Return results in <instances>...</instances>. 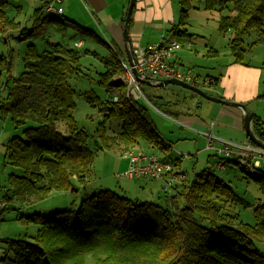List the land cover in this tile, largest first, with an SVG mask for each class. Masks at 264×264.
Listing matches in <instances>:
<instances>
[{"label":"trees","instance_id":"1","mask_svg":"<svg viewBox=\"0 0 264 264\" xmlns=\"http://www.w3.org/2000/svg\"><path fill=\"white\" fill-rule=\"evenodd\" d=\"M193 2H202L205 10L220 13L218 30L231 32L229 49L234 62L244 60L245 37L250 31L256 33L252 44L264 45V0H179V19L170 29L173 39L188 35L182 25ZM7 4V0H0L2 35L19 27L6 15ZM230 5L233 13L223 15ZM130 23L131 18L129 26ZM34 24L54 25L60 30L75 25L64 17L44 16L41 8L34 10ZM75 28L82 37L93 35L90 30ZM49 47L38 52L33 44L27 46L23 71L8 86L5 104L0 107L12 126L22 132L11 136L5 145L7 163L22 170L20 176L7 175V185L14 193L4 195L6 203L15 197L27 204L53 191H67L72 177L84 184L96 156L88 148V136L75 123V91L68 82L82 54L61 43H51ZM205 54L216 56L218 51L210 48ZM103 61L106 71L100 84L108 93L116 89L119 98L101 101L94 94L85 97L102 114L96 131L102 148L124 152L143 142L165 153L168 148L149 118L148 109L138 99L127 96L121 81H111L124 73L119 57L112 54ZM11 67L8 57H0V74L9 75ZM160 99L164 98H157L158 103ZM112 117L122 120V130L108 136L106 124ZM263 125L260 119H253L254 133L262 140ZM248 141L251 142L249 138ZM227 162L239 165L237 160ZM253 175L263 195L254 209L253 225L238 218L236 208L246 205L245 200L214 169L207 168L166 197V206L140 203L103 190L83 199L77 209L56 212L54 218L36 213L23 217L27 223L39 225V229L31 241L5 240L0 264H264V255L254 248V241H264V172L259 168Z\"/></svg>","mask_w":264,"mask_h":264},{"label":"rangeland","instance_id":"2","mask_svg":"<svg viewBox=\"0 0 264 264\" xmlns=\"http://www.w3.org/2000/svg\"><path fill=\"white\" fill-rule=\"evenodd\" d=\"M6 15L13 19L15 23H19L17 30L9 33L8 35L0 34V57L5 56L11 60V75L6 76L5 73L0 74V105L5 103V99L8 95V88H5L4 84L8 80V86L14 79H17L19 74L23 71V55L29 44H33L38 52L49 50V44L61 43L67 48H73L81 52L79 64L76 69L69 75V85L74 89L75 94L73 96L75 101V108L73 110V117L78 129L84 131L88 136L87 145L88 148L96 152L95 159L92 167L86 176L84 184L80 183L76 178L70 179L71 189L61 192H51L47 197L31 202L21 203L15 197L9 202L5 208H0V257L5 255V240L10 239H27L31 241L36 235L39 225L34 223H27L23 217L40 214L44 218H54L56 212L62 211L67 208L79 207L80 202L86 197L97 194L103 190H110L115 192L119 196H126L132 200H136L140 203L149 201L155 204L166 206L165 196L168 194L160 193V196L153 198L148 192L143 193L136 188H133L131 192H122L119 186L125 188V184L128 183L126 177L115 176L118 173L117 162L118 158L123 154L118 148L104 149L102 148L97 136V128L102 120V114L99 113L98 107H92L85 99L87 95L94 94L101 101L110 99L115 93V90H111L109 93L106 91L105 86L100 84L103 73L106 71V65L104 64V58L110 57L111 53L108 49L96 38L91 36H80L76 32L78 31L76 25H68L65 30L57 29L54 25L37 26L34 24L33 12L35 10L34 3L42 2L41 0H7ZM172 7L175 10L176 21L177 14H179L180 5L179 0H173ZM229 9L222 12L223 15L233 13ZM177 10V11H176ZM204 5L202 2H193V8L189 12L185 19V24L182 25L187 31L188 35L176 38L182 44L181 49L176 53L181 57L182 66L190 71L193 76H197L200 81H203L206 76H213L219 74V69H222L230 60H233L229 49V42L231 39V32L220 33L218 30V20L215 16H219V12H210V15H205ZM209 12V11H208ZM212 14V15H211ZM213 14H216L215 16ZM68 17V16H66ZM69 18V17H68ZM80 25L81 23L78 22ZM171 22L166 29V37L163 40L170 39L172 33L170 29L176 24ZM82 26L79 27L81 29ZM88 29H91L87 27ZM98 33V32H97ZM150 34L146 32L143 42H145L147 36ZM102 38V34L100 33ZM256 39V33L250 31L245 37L244 47L246 49L245 58L248 60V56H260L264 55V46L258 44H252ZM81 41L82 46H76V43ZM213 48L218 51L216 56H203L205 52ZM262 50V51H259ZM126 61V60H125ZM127 62V61H126ZM121 76H115V79ZM141 88L147 96V99L140 98L139 102L148 109L149 118L156 125L158 130H166L170 128H177L179 126L173 122L186 121V115L175 116L176 114H169V110L160 106L157 102V98L163 97L165 100H178L179 105L171 106L173 111L178 109L183 113L192 112L198 113L199 108L196 107V100L199 102L207 103L208 101L196 95L191 90L185 89L179 85L168 84L165 86H154L141 84ZM201 88L205 92L215 93L210 90L209 87L201 85ZM209 94V93H208ZM189 96H194L192 100ZM179 98V99H178ZM257 103H259L257 101ZM156 104L159 108L155 107ZM261 107L251 105L258 111L264 109V101H261ZM157 110L166 116L162 117ZM192 116V115H191ZM180 117V118H179ZM264 118V115H263ZM175 120V121H173ZM8 126L11 128L12 136L22 135L21 128L15 129L10 125L9 117L6 118ZM184 123V122H182ZM123 122L119 117H112L106 124V133L108 136H113L122 130ZM182 127V126H181ZM185 129V127H182ZM60 130L64 135L67 131L63 125L60 126ZM171 130V129H170ZM175 134H167L163 137L172 147L167 154L161 151L154 150L156 155L163 161H180L179 167L182 172L188 175V181H191L194 176L200 171L212 168L215 173L220 176L233 191L243 198L246 205L238 206L236 208L238 218L247 224L253 225L255 223L254 209L259 205L263 199V195L258 190L255 182L254 175L251 176L247 172L242 170L240 165L229 162L227 169L218 170L215 168L214 161H220V157L215 155L214 149L207 148L206 143L203 145L202 150L195 152L194 150H187L193 147L195 136L187 137L186 140L176 141V138H172ZM141 146L147 152V147L143 142ZM179 146V148H178ZM141 149V148H140ZM122 150V149H121ZM142 150V149H141ZM138 147H136V153H140ZM6 151V149H5ZM189 155V156H188ZM121 159V158H120ZM234 160L233 157L228 158ZM264 172V160L261 162V168ZM2 174H0V194L13 196L14 189L7 185L6 177L9 173H15L16 175H22V170L11 166L5 160L2 165ZM137 186V180L132 181ZM145 183V181H143ZM149 188L151 186L158 187L157 182L147 181ZM145 187V185H143ZM169 193H172L168 191ZM147 196L151 198H147ZM149 199V200H146ZM254 248L264 255V241H254Z\"/></svg>","mask_w":264,"mask_h":264},{"label":"crops","instance_id":"3","mask_svg":"<svg viewBox=\"0 0 264 264\" xmlns=\"http://www.w3.org/2000/svg\"><path fill=\"white\" fill-rule=\"evenodd\" d=\"M129 2L130 0H62L61 6L63 7V14L60 17H64L67 20H70L76 25L78 29L80 26H82V29L92 31L93 35L91 37L99 40L108 49L111 55L116 54L119 57L120 63L126 61V63H128L127 48L125 46L123 36V25ZM172 2L173 0H135V4L131 14V23L130 26H128L133 54L136 55L140 48H143L148 44L160 43L162 39H165L166 29L169 26L171 27L170 23L174 22L177 24L179 14L176 13L178 16L176 21L175 10L171 5ZM34 6L35 10L40 8L42 9L43 3L35 2ZM210 12L216 13V11L208 12V10L204 13L205 15H210ZM42 13L44 16L48 15L43 11ZM216 14L213 15L215 16ZM66 16H68L69 18ZM215 17L217 20H219L220 15ZM78 22H80L81 25ZM87 27L91 29H88ZM146 32L150 35L147 36L145 42H143ZM100 33L102 34V38L100 37ZM172 39L173 37L167 40H163L162 42ZM203 56H206V54H204ZM177 59L181 63V57L177 56ZM10 75L11 73L9 75L6 74L7 78L8 76L10 77ZM7 82L4 84V86H6L5 88H8ZM200 83L201 85H205L209 87L210 90L215 92H208L212 96L245 104L247 109L253 114V119L258 118L264 122V109L258 111L254 107H250L251 105L255 104L257 107H261L262 105L259 103L261 101H264V55H260L259 57L248 56V60H246V58L244 57V60L242 62H234L233 60H230L226 65H224L222 69H219V74L216 75V77L210 75L206 76L203 81H200ZM189 97L192 100L194 99V96ZM207 101V103H203L196 100L195 105L199 108L198 113H200L198 115L197 112L186 114L181 112L180 109L173 111L171 109V106L175 107L179 105L178 100H159L160 105L169 110V114L174 113L176 114L175 116L186 115L187 118L186 121L173 122L174 125H180V130L167 126L165 128L169 129V131H163L158 130L156 128V125H154L160 135V139L168 148L164 154H167V152L172 148L167 140L163 138L165 134H167V137H169V134H175L172 136V138H176V141L186 140L187 137L195 136L196 139L194 140L195 142L193 147L187 149L192 151L194 150L195 152H200L203 145L206 143L204 132L212 133L214 136L220 139L235 143H243L248 141V136L244 128V110L239 107L222 104L215 101ZM257 101L259 103H257ZM4 104L5 103H2L0 107ZM157 111L162 117H166L161 113L160 110ZM7 117L8 116L3 113V110L0 109V174H2V165L6 160L5 145L8 139L12 136L11 128L6 122ZM253 119L251 121V129L253 132H255ZM9 123L12 126L11 121ZM181 126L185 127V129ZM144 147H147V152L143 150L144 148L141 145L138 148L139 150L142 149L141 152L144 153H155L154 149H151L150 146L146 145ZM120 158L116 160V162L118 163L117 170L119 169V171L115 174V176L126 177L123 175V172H125L128 167V160L122 155L120 156ZM165 162L171 163L174 170L182 172L181 170H179L180 165L177 164V161L172 163L173 160H165ZM214 162L215 168L218 170H225L227 169L228 165H230L229 162H227L228 165L226 164L224 168H220L218 166L219 160ZM184 174L186 176V180L172 182L169 181L168 175L165 176V179L160 180L126 177V179H128V183L125 184V188L121 186H119V188L120 190H122V192L125 193L131 192L133 188H136L143 193L148 192L153 198L159 197L160 193H166L168 194L164 197L166 199V197L175 194L177 190L181 188V185L184 182L188 181V175L186 173ZM133 180L138 181L136 187L132 182ZM150 180L152 182H157L159 188H157L156 186V190L159 189V192H155V186H151V188H149L147 181ZM143 181H145V183ZM143 185H145V187ZM2 186L3 185H1L0 187L2 188ZM168 191L172 193H169ZM147 198L151 197L147 196ZM0 199L4 200V195L0 194ZM8 204L9 203H7V206Z\"/></svg>","mask_w":264,"mask_h":264},{"label":"built area","instance_id":"4","mask_svg":"<svg viewBox=\"0 0 264 264\" xmlns=\"http://www.w3.org/2000/svg\"><path fill=\"white\" fill-rule=\"evenodd\" d=\"M43 3L42 11L52 17H59L63 14L62 0H41ZM76 46H82V42L76 43ZM182 44L176 39L160 43H152L140 48L135 57V67L140 77L158 83L164 79L174 78L201 88L200 80L193 76L190 71L184 68L177 59V51ZM124 73L120 78H112V82L121 81L126 89L127 96L135 99L145 98L141 88V83L136 79L130 65L121 62ZM209 82V81H206ZM204 82V83H206ZM119 94L116 92L112 99L117 101ZM146 99V98H145ZM207 139V148L214 149L217 156L220 157L218 166L224 168L227 160L233 157L237 160L242 170L249 175L256 174L264 160V149L249 141L235 143L220 139L212 133L204 132ZM122 156L128 160V167L123 175L128 178H149L152 180L165 179L168 175L169 181H184L186 176L183 172L174 170L169 162L161 160L155 153H136L134 148L123 152ZM7 203L0 199V208H5Z\"/></svg>","mask_w":264,"mask_h":264},{"label":"water","instance_id":"5","mask_svg":"<svg viewBox=\"0 0 264 264\" xmlns=\"http://www.w3.org/2000/svg\"><path fill=\"white\" fill-rule=\"evenodd\" d=\"M134 4H135V0H130L128 8H127V12H126L125 20H124V25H123V36H124L125 46L127 48V60H128V63L134 75L136 76V79L141 84H146V85H154V86H166L168 84L179 85L185 89L191 90L192 92L196 93V95H199L207 100L241 108L245 112L244 128H245L248 138L254 144L264 149V141L258 138L251 129V121L253 119V114L247 109L245 104L212 96L208 94L207 92H205L202 88L196 85H193V84L186 83L178 79L169 78V79H164L162 81H159L158 83H152L151 81L140 77V74L137 72L136 67H135V57L133 56L132 44L130 41L129 31H128L129 21L131 18Z\"/></svg>","mask_w":264,"mask_h":264}]
</instances>
